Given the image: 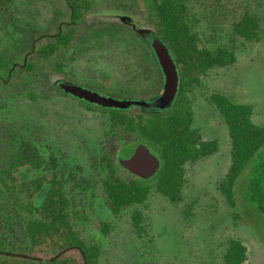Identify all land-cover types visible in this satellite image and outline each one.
Returning <instances> with one entry per match:
<instances>
[{"label": "rangeland", "instance_id": "rangeland-1", "mask_svg": "<svg viewBox=\"0 0 264 264\" xmlns=\"http://www.w3.org/2000/svg\"><path fill=\"white\" fill-rule=\"evenodd\" d=\"M89 1L93 8L72 46L50 58L32 47L53 40L56 15L65 11L62 0H11L8 12L0 2V55L35 64L33 72L0 82V166L17 155L22 141L39 147L48 162L55 157L57 167L40 173H57L65 183L72 225L86 243L100 246L99 264H222L232 241L246 248L244 264H264V221L244 199L246 176L235 183L228 177L232 142L220 106L222 99L250 106L253 124L264 128V0H172L179 3L193 57L203 67L188 93L193 128L201 142L216 141L218 151L186 163L181 201L172 203L152 189L141 205L118 214L104 196L101 180L108 172L99 159L118 160L127 145L135 146L134 139L107 113L56 86L69 81L149 100L160 83L150 44L160 34L142 0ZM39 36L46 37L36 41ZM56 60L67 65L65 74L53 71ZM136 212L143 217L141 229L133 223ZM0 234L10 247L28 248L21 221L1 193Z\"/></svg>", "mask_w": 264, "mask_h": 264}, {"label": "trees", "instance_id": "trees-1", "mask_svg": "<svg viewBox=\"0 0 264 264\" xmlns=\"http://www.w3.org/2000/svg\"><path fill=\"white\" fill-rule=\"evenodd\" d=\"M142 1L149 17L159 27L157 33L165 40L178 64L180 86L174 107L168 111L139 108L119 111L92 106L107 113L112 124L133 138L135 145L140 142L148 145L161 160V167L155 176L142 180L122 169L116 155L99 159L108 172V177L101 180L103 193L115 214L124 208L141 205L152 189L172 203L181 201L186 163L218 151L216 141L201 142L193 128L188 93L199 81L203 67L199 64L200 60L193 57L194 43L179 3L172 0ZM0 2L3 11L8 12L11 0ZM62 3L65 11L56 15L53 40L40 47L33 44L32 51L42 58H50L58 51L70 48L78 36L85 14L93 8L89 0H62ZM45 37L39 36L36 41ZM152 55L160 83L149 99L159 94L163 83L154 53ZM183 60L186 61V70L181 65ZM66 67L60 60L52 63L53 71L59 74H65ZM34 70L35 64L31 60L10 62L5 54L0 55V82L4 85L9 84L19 72L31 73ZM29 96L37 98L33 92ZM220 106L227 118L232 142V166L228 177L235 183L246 176L247 182L242 191L244 199L264 221V128L253 124L250 106L229 104L223 99ZM133 149L134 146L127 145L124 156H130ZM56 167L55 157H50L48 162L40 148L29 141H22L17 155L8 164L0 166V193L12 205L29 239L28 248L16 250L0 234V264H99L100 246L86 243L72 225L65 183L57 173H40L45 168L51 171ZM78 186L85 189L89 184L79 183ZM42 194L44 198L37 204ZM133 223L136 229L142 228L140 212L135 213ZM246 254L247 250L241 243L232 241L222 264H244Z\"/></svg>", "mask_w": 264, "mask_h": 264}, {"label": "water", "instance_id": "water-1", "mask_svg": "<svg viewBox=\"0 0 264 264\" xmlns=\"http://www.w3.org/2000/svg\"><path fill=\"white\" fill-rule=\"evenodd\" d=\"M150 46L163 78L160 93L152 99L142 100L112 96L69 81H60L56 87L68 96L103 109L127 111L139 108L147 111H168L174 107L179 93L178 64L171 49L160 36H155ZM117 161L122 169L142 180L154 177L161 167V160L157 154L148 145L141 142L134 146L130 156L120 155Z\"/></svg>", "mask_w": 264, "mask_h": 264}]
</instances>
